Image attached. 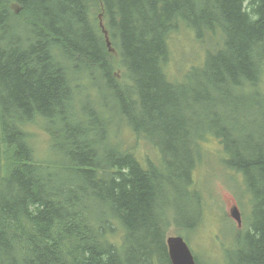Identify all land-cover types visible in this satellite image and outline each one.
<instances>
[{"label":"trees","instance_id":"obj_1","mask_svg":"<svg viewBox=\"0 0 264 264\" xmlns=\"http://www.w3.org/2000/svg\"><path fill=\"white\" fill-rule=\"evenodd\" d=\"M183 26L202 57H172V78ZM263 74L264 0H0V264H171L167 232L202 216L191 171L211 137L254 220L235 257L196 262L264 264Z\"/></svg>","mask_w":264,"mask_h":264},{"label":"rangeland","instance_id":"obj_2","mask_svg":"<svg viewBox=\"0 0 264 264\" xmlns=\"http://www.w3.org/2000/svg\"><path fill=\"white\" fill-rule=\"evenodd\" d=\"M188 30L190 29L183 26L178 30L174 29L170 34L169 40L173 41L170 43L171 54L167 61V72L172 78L181 77V70L179 69L178 73H174V70H177V65L180 62L187 61L189 57L194 55L196 50L200 57H202V52L197 45V41L196 45H188L186 43L190 34L179 35L180 39H178V34ZM175 37H177L179 43L176 42ZM175 56L178 57V64H176L175 59H172ZM259 86L264 91V74ZM87 108L91 109L92 107L88 105ZM27 130L31 135L30 141L36 152V156L48 160L50 158L48 154V133L41 128L39 121L33 123V125H29ZM209 136H213V134L207 133V137ZM213 139L210 138L209 140ZM209 140L205 143L206 156L204 159L202 158L201 168L196 175L194 174L195 186L200 196L205 200L202 206V216L197 221L196 227L186 230L190 234L189 237L186 239L184 236L194 255L201 261L207 258V256L210 258L209 254H215L213 256L224 258L226 250H233L235 246L232 232L243 230L239 233L242 236L246 232L244 229L249 227L250 218L247 215L244 217L242 215V225L241 227H237L236 222L229 216L233 205H236L240 209L239 202L242 201V211L251 214V206L248 203L250 202V198L246 191L242 174L226 167L222 169V153L219 154V151H215L217 147L221 148V146L217 139L216 142ZM139 147L142 151L146 149L141 143H139ZM211 168L213 169L212 172ZM212 173L216 175H212ZM223 216L232 224L229 222L225 223V220L222 219ZM173 231V228H170L169 234ZM117 240H120V238Z\"/></svg>","mask_w":264,"mask_h":264},{"label":"water","instance_id":"obj_3","mask_svg":"<svg viewBox=\"0 0 264 264\" xmlns=\"http://www.w3.org/2000/svg\"><path fill=\"white\" fill-rule=\"evenodd\" d=\"M107 43L109 45L108 39ZM232 215L238 222L240 221L239 213L235 207L232 209ZM166 246L171 264H196L190 248L181 236L175 235L167 237Z\"/></svg>","mask_w":264,"mask_h":264},{"label":"bare ground","instance_id":"obj_4","mask_svg":"<svg viewBox=\"0 0 264 264\" xmlns=\"http://www.w3.org/2000/svg\"><path fill=\"white\" fill-rule=\"evenodd\" d=\"M243 7H244V5H243ZM212 113H213V109H202V108L199 107V111H198V113L196 115L197 116L196 117V121L198 123H200V124L204 123L205 132H209L210 131L209 130L210 128H207V121L210 119V116H211ZM234 150H236V148L233 147L232 152ZM233 153L234 154H237L236 152H233ZM233 158H234L233 163L236 166H238V167H242L243 160L241 159V157L236 156V157H233ZM200 168H201V163L197 164L195 166V168L192 169L191 172L195 174V173H197L199 171ZM212 170L213 169L211 168V172H212ZM212 175H216V174L212 173ZM244 185H245V182H244ZM246 186H247V189H250V187L247 184V181H246ZM255 206L262 207V206H264V202L263 201H259L258 199H255ZM249 218H250V223H249V226H250L252 224L253 220H254V212H252V214L249 216ZM257 219L258 218L256 217L255 218V222L257 221ZM252 230H253V227L246 233V236L250 235L252 233ZM245 240H248V239H245ZM231 256L235 257L236 256V252H234L231 249H227L226 250V256H225V258L226 257H231ZM208 259H209V256H207V258H205L204 260H202V262H206ZM238 262L239 263H243V262H246V261H245V258L242 255H240L239 258H238Z\"/></svg>","mask_w":264,"mask_h":264}]
</instances>
